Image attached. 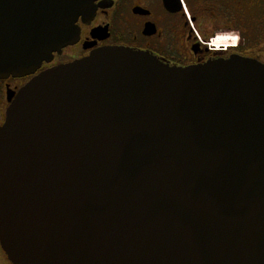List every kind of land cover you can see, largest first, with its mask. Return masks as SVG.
<instances>
[{
  "label": "water",
  "instance_id": "obj_1",
  "mask_svg": "<svg viewBox=\"0 0 264 264\" xmlns=\"http://www.w3.org/2000/svg\"><path fill=\"white\" fill-rule=\"evenodd\" d=\"M94 0H0V74L78 39ZM12 264H264V63L102 47L25 84L0 126Z\"/></svg>",
  "mask_w": 264,
  "mask_h": 264
},
{
  "label": "flooded vegetation",
  "instance_id": "obj_2",
  "mask_svg": "<svg viewBox=\"0 0 264 264\" xmlns=\"http://www.w3.org/2000/svg\"><path fill=\"white\" fill-rule=\"evenodd\" d=\"M94 7L92 17L78 18L74 44L54 52L30 74H0V126L33 77L102 47L145 52L177 67L234 55L264 63V0H94ZM0 264H12L1 246Z\"/></svg>",
  "mask_w": 264,
  "mask_h": 264
},
{
  "label": "bare ground",
  "instance_id": "obj_3",
  "mask_svg": "<svg viewBox=\"0 0 264 264\" xmlns=\"http://www.w3.org/2000/svg\"><path fill=\"white\" fill-rule=\"evenodd\" d=\"M226 41L227 40H224V41H220V42H222V43H224V44H226ZM217 42H219V41H217ZM228 42V41H227ZM234 42V41H233ZM233 44V43H232ZM228 45V44H227Z\"/></svg>",
  "mask_w": 264,
  "mask_h": 264
},
{
  "label": "rangeland",
  "instance_id": "obj_4",
  "mask_svg": "<svg viewBox=\"0 0 264 264\" xmlns=\"http://www.w3.org/2000/svg\"><path fill=\"white\" fill-rule=\"evenodd\" d=\"M224 41V40H223ZM263 41V43H264V39L262 40ZM232 42V41H231ZM226 43H227V41H226ZM263 59H264V53H263Z\"/></svg>",
  "mask_w": 264,
  "mask_h": 264
}]
</instances>
